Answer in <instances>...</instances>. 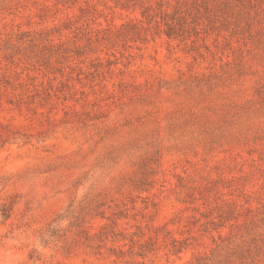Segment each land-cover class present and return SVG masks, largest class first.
<instances>
[{"label":"rangeland","instance_id":"obj_1","mask_svg":"<svg viewBox=\"0 0 264 264\" xmlns=\"http://www.w3.org/2000/svg\"><path fill=\"white\" fill-rule=\"evenodd\" d=\"M125 2L0 0V264H264V0Z\"/></svg>","mask_w":264,"mask_h":264},{"label":"trees","instance_id":"obj_2","mask_svg":"<svg viewBox=\"0 0 264 264\" xmlns=\"http://www.w3.org/2000/svg\"><path fill=\"white\" fill-rule=\"evenodd\" d=\"M126 4H122L123 7L128 6V2L130 0H125ZM148 8L145 9V11L142 12V16L150 17L148 16ZM177 14V13H175ZM178 16L175 18L173 16L165 15L163 16L164 25H166L165 35L168 38H176V37H182L184 35V27L186 25L185 23V16L183 14H177Z\"/></svg>","mask_w":264,"mask_h":264}]
</instances>
